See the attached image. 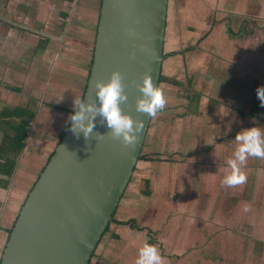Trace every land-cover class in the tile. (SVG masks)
Masks as SVG:
<instances>
[{
  "label": "crops",
  "instance_id": "crops-1",
  "mask_svg": "<svg viewBox=\"0 0 264 264\" xmlns=\"http://www.w3.org/2000/svg\"><path fill=\"white\" fill-rule=\"evenodd\" d=\"M5 1L0 0V37L5 38V43L0 44V65H5L4 69L10 66L4 64L3 49H12L14 43L22 40L18 35V32L22 34L19 25L11 23L16 21L19 9L28 13L24 15H28L33 27L31 32L23 30L25 39L29 38L26 42L38 39L37 49L54 48L51 40L60 37L63 45L66 44L64 50L76 45V41L79 44L77 36L83 33L81 29L75 35L67 33L73 28L66 22L71 17L69 9L64 10V6L72 4L68 0H16L19 6L16 5L12 13L8 10L11 3L5 7ZM35 2L39 4L36 12L30 9ZM73 3L86 9L89 0ZM94 4L95 7L100 4L101 12L102 0H94ZM66 12L69 13L67 19L63 15ZM247 17L253 18V24L247 23ZM262 20L264 0H170L160 83L167 102L153 117L152 124L156 115L160 117L159 128L153 130L151 124L141 159L102 241H179L181 238L182 241H200L199 245L203 243L208 248L213 242L214 248L218 240L217 253L209 257L215 262H225L223 255H219L223 241H246L253 246L257 241H264V158L246 159L243 183L233 186L222 183L230 171L226 162L234 150L229 156L224 151L235 149L236 133L254 125L264 127V107L260 106L256 90L250 88L264 85V63L260 61L263 46L257 47V57L253 55L252 62L248 63L243 46L257 32L258 38L261 37ZM10 27L18 32L11 33ZM88 27L86 25L85 30ZM97 31L98 25L84 32H92L96 43ZM91 43L86 46L89 48ZM92 52L88 61L86 49L76 65L67 64L65 56L62 57L61 65L73 73L59 74L54 84L49 78L46 84L42 80L43 69L40 75L32 77L35 96L41 94L36 100L41 102L30 107L38 111L35 120H45L43 126L50 125L54 109L73 111L65 101L84 97L94 49ZM11 62V68L16 71L23 66L22 60L17 58H12ZM53 74L51 72L50 77ZM72 79L82 86L70 85ZM3 80L1 91L5 96L0 97V103L4 104L0 108V143L5 133L12 131L4 109L22 105L19 103L23 99L22 87L15 82L16 78L9 76ZM7 80L9 85L5 83ZM7 92L13 96L12 100H8ZM172 102L177 110L170 116ZM37 128H32L14 174L10 176L0 171V262L22 205L61 140L57 134L59 140L53 136V144L45 143L49 135H43ZM195 172L203 176L204 186L184 184L181 187L184 177ZM186 228L191 231L181 233ZM152 234L158 239H151ZM135 258L132 255L129 261L135 262Z\"/></svg>",
  "mask_w": 264,
  "mask_h": 264
},
{
  "label": "water",
  "instance_id": "water-1",
  "mask_svg": "<svg viewBox=\"0 0 264 264\" xmlns=\"http://www.w3.org/2000/svg\"><path fill=\"white\" fill-rule=\"evenodd\" d=\"M170 0H102L85 103L95 82L123 76V112L144 122L138 139L114 138L99 113L92 136L69 127L29 192L0 264H91L132 180L154 116L136 111L146 74L160 86ZM100 134L103 136L101 137Z\"/></svg>",
  "mask_w": 264,
  "mask_h": 264
},
{
  "label": "rangeland",
  "instance_id": "rangeland-1",
  "mask_svg": "<svg viewBox=\"0 0 264 264\" xmlns=\"http://www.w3.org/2000/svg\"><path fill=\"white\" fill-rule=\"evenodd\" d=\"M5 2H6L5 7L11 3L8 7V10H11V13H12V10H15L16 5L19 6V2L16 0H6ZM77 3H80V2H77ZM77 3L76 4L72 3L69 6L68 5L64 6V10L69 9V11L71 12V17L66 22L69 25H73L72 26L73 28L68 30L67 33L68 35L69 34L75 35L77 34V30H80V29L82 30L83 33L79 34V36L76 35L78 38L77 40H79L78 42L79 44H77V41H76V45H72L73 47H70L67 50H66V47L64 50V46H66V44L63 45V42H61L63 38L60 36H58L60 38H54L56 39L55 41L51 40L50 43L54 45V48L52 49H48V48L47 49H41V48L37 49L35 44L37 43L36 41L38 39L36 38H34L35 40H31V42L30 41L26 42V40H28L29 38L25 39V36H24L25 34L23 33V30L27 32H31L29 30H32L33 27H31L29 24L28 15L27 16L24 15L25 11L23 9H19V11L16 14L17 16L15 19L16 21H11V23L12 25L14 24L19 25L17 27L19 28L22 34L20 35L19 32L15 30V27L14 29L10 27V30L12 29V31L10 32L11 33L18 32V35L20 37L22 36L21 37L22 40L18 41V43L16 44L14 43V40H13L14 45L12 46V49H9L8 47L3 49V55H5V57H3V59H5L4 64L8 63L10 68L4 69L5 65H0V97L5 96V92L1 91L3 90L1 88H4V85L1 84V83H4L3 79L6 77L9 78V76H11V77L16 78L15 82H17L18 84L20 83L22 87L23 99H22V102H20L19 104H22L24 106L25 105L37 106L41 101L36 100V99H38L41 96V94L37 93L39 96L38 97L35 96L34 90L36 89V87L32 85V81H33L32 77L34 79V76L35 77L37 76L36 74L40 75L41 69H43L44 71L42 80L45 82L47 78H49L50 83L54 84V81L58 80L59 74L73 73L70 70H68L65 67V65H61L62 57L65 56L64 58H66L67 64L76 65L77 64L76 62L80 58L84 57V53L86 52V49H87V52H89V54L88 55L85 54V57H86L85 59L89 61L92 58L93 56L92 50L95 49V37H94V34L92 35V32L88 33L84 31H88V29L90 31V29H92L93 26L96 27V25H98L99 14H100V6H99L100 4L97 7H95L94 0H89V3L88 4L86 3V9L84 8L81 9L80 5ZM38 5H39L38 2L37 3L35 2V4L30 9L32 10L34 9V12H36ZM62 9L63 8H60V10ZM58 10H59V6H58ZM246 21L247 23L251 24L253 22V18L247 17ZM63 23H64V20H63ZM86 25H89V27L86 28L85 30ZM261 25L263 28L261 30V37L258 38L257 36L258 32H257L256 36L249 39V41L246 40V43L243 45L244 47H246L245 61L247 63L250 61L252 62L253 55L257 57L256 56L257 52L255 51L258 50L259 46H263V54L261 55L262 57L260 61L264 63V20H262ZM95 31L96 29L93 30V33H95ZM0 41H1L0 44L5 43V38L0 37ZM90 41L92 43L91 45L89 44V48H88V46L86 45ZM12 58H17L18 60H22V65H23L22 68H19L17 71L11 68L13 66L12 65L13 63L11 62ZM219 61H222V60L219 59ZM255 61H257L256 58H255ZM51 72H54V74L50 77ZM88 73H89V70L87 71V75ZM86 80H87V76H86ZM255 80H257V78ZM69 82L71 83L70 85H76L80 87L82 86L81 83H79L78 81L75 82L74 79L69 80ZM5 83L6 85H9L10 81L7 80L5 81ZM250 88H252L253 90H256V88H253V86H251ZM7 90H10V88L8 87ZM68 96H69V93H68ZM7 97H8V100L13 99V96L10 94L7 95ZM45 97L46 96H44L43 99ZM82 97L83 95L80 98ZM59 99H61V97H59ZM72 102L73 101H70V100L65 101L67 105L74 107ZM44 103L46 104V102ZM6 104L7 103H5V105ZM12 105H16V104H12ZM170 106L172 107H169L170 109L168 111V115L171 116L173 115L172 113H174V111H176L177 109H176L175 102H172ZM3 107H4V104L0 103V108H3ZM46 108L48 111L51 110L50 107L49 108L46 107ZM54 111L55 113L53 115H50L51 117V120L49 121L50 125L46 127L43 126L45 125V120L44 122H40L38 118L34 122L35 126L32 127V128L39 127L42 130V133H44L43 135L45 134L49 135L45 139V143L51 142L53 144L52 142V140H54L53 136L57 138V140L60 139L61 134L65 131V129L68 126L67 118L69 114L72 112V111L63 112L61 110L58 111V109H54ZM41 118H44V117H41ZM167 119L168 121L170 120V122H172L171 119L169 118ZM159 120H160V117L156 115L154 118L153 124H152L153 130H155L157 127L159 128V123H160ZM170 127L171 129H174L173 126H170ZM57 134L60 135V137H58ZM233 150L234 148L231 150H227L229 152L224 151V153L225 155L229 156V154L232 153ZM249 157L253 159L254 156H249ZM41 168L42 167L40 166L38 167L39 170H41ZM200 177H201L200 174H197V172H195L194 174H189L187 177H184V183L181 184V187H183L184 184H188L189 186L192 185V187L197 186V185L199 187L204 186L203 176L201 177V180H200ZM185 198H187V195L185 196ZM203 199L205 200V197H203ZM200 202H203V200H200ZM184 230L185 232H181V233L188 234V232L191 231L190 228H186ZM247 230L248 232H251L250 229H247ZM143 237L145 238V236ZM150 238L158 239V236L157 235L155 236L154 234H152ZM145 242L151 243V241H110V240L101 241V244L93 258L92 264H135L134 261L133 262L129 261V258L130 256L132 257V255L137 257L138 249ZM199 243L200 241H186V240L182 241V239L180 238L179 241H155L154 245H156V247L158 248V250L160 251L163 257L162 264H264V241H257L255 242L254 246L252 243H249L246 241H223V244L222 245L220 244L221 245L220 248H222V250L220 249L221 252L219 255L221 254L223 255V258H224L223 261L225 262H218V261L215 262L209 258L210 256H214L217 253L218 249L216 248V245H218L220 241L218 240L215 241L214 248H213V242L212 244H210L211 248L206 247V245H204L203 243L202 245H199ZM225 250L230 251V253L228 252L224 253Z\"/></svg>",
  "mask_w": 264,
  "mask_h": 264
},
{
  "label": "clouds",
  "instance_id": "clouds-1",
  "mask_svg": "<svg viewBox=\"0 0 264 264\" xmlns=\"http://www.w3.org/2000/svg\"><path fill=\"white\" fill-rule=\"evenodd\" d=\"M124 87L123 76L119 70H113L107 81L96 80L95 98L99 103H85L84 98H73V111L67 118L69 130L77 137L83 134L87 139L92 136L94 117L99 113L114 138L120 139L125 145L134 143L144 127V122L123 112L121 103L127 101ZM137 88L141 93L136 100L137 112L146 113L151 117L165 106L167 98L164 90L153 82L150 74L143 77ZM256 95L260 106L264 107V85L257 86ZM234 139L237 145L232 157L226 162L230 171L222 180V183L228 186L246 180L244 165L249 156L264 158V127L254 125L243 128L236 133ZM162 261L163 257L156 245L145 242L138 249L135 264H162Z\"/></svg>",
  "mask_w": 264,
  "mask_h": 264
},
{
  "label": "trees",
  "instance_id": "trees-1",
  "mask_svg": "<svg viewBox=\"0 0 264 264\" xmlns=\"http://www.w3.org/2000/svg\"><path fill=\"white\" fill-rule=\"evenodd\" d=\"M68 1L73 3L75 0ZM63 15L66 19L69 17V13L67 12L63 13ZM47 42L48 41L44 44ZM37 112L35 108L29 105H18L16 107H6L4 109L3 113L7 117V120H9L7 121L9 122L8 126L11 125L12 131L6 132L3 142L0 143V171L3 173L10 176L14 174L19 157L26 147L29 134L34 126L33 122L37 117ZM66 130L61 134V138L65 135ZM151 243L154 244L155 241H151Z\"/></svg>",
  "mask_w": 264,
  "mask_h": 264
},
{
  "label": "bare ground",
  "instance_id": "bare-ground-1",
  "mask_svg": "<svg viewBox=\"0 0 264 264\" xmlns=\"http://www.w3.org/2000/svg\"><path fill=\"white\" fill-rule=\"evenodd\" d=\"M95 45H96V43H95ZM94 60V59H93ZM93 64V63H92ZM49 161V160H48ZM44 169V168H43ZM43 171V170H42Z\"/></svg>",
  "mask_w": 264,
  "mask_h": 264
}]
</instances>
